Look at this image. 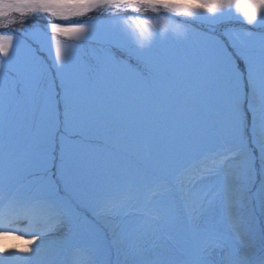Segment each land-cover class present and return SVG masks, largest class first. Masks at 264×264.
Listing matches in <instances>:
<instances>
[{
  "label": "snow or ice",
  "instance_id": "6c2138e0",
  "mask_svg": "<svg viewBox=\"0 0 264 264\" xmlns=\"http://www.w3.org/2000/svg\"><path fill=\"white\" fill-rule=\"evenodd\" d=\"M0 264H264V0H0Z\"/></svg>",
  "mask_w": 264,
  "mask_h": 264
},
{
  "label": "bare ground",
  "instance_id": "6f19581e",
  "mask_svg": "<svg viewBox=\"0 0 264 264\" xmlns=\"http://www.w3.org/2000/svg\"><path fill=\"white\" fill-rule=\"evenodd\" d=\"M6 243H8V245L11 246V244H14V243H22V242L16 241L14 239H11V240H7Z\"/></svg>",
  "mask_w": 264,
  "mask_h": 264
}]
</instances>
